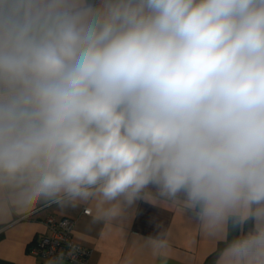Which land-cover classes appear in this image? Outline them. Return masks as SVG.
<instances>
[{
  "label": "clouds",
  "instance_id": "clouds-1",
  "mask_svg": "<svg viewBox=\"0 0 264 264\" xmlns=\"http://www.w3.org/2000/svg\"><path fill=\"white\" fill-rule=\"evenodd\" d=\"M138 201L264 264V0H0V207Z\"/></svg>",
  "mask_w": 264,
  "mask_h": 264
},
{
  "label": "crops",
  "instance_id": "crops-1",
  "mask_svg": "<svg viewBox=\"0 0 264 264\" xmlns=\"http://www.w3.org/2000/svg\"><path fill=\"white\" fill-rule=\"evenodd\" d=\"M83 208L91 213L84 215ZM22 216L26 218L19 220ZM48 216L74 220V241L92 250L87 264H213L214 243L201 240L193 241L195 248L186 246L191 230L178 208L146 201H138L124 217L114 221L122 232L94 220L92 208L84 205L51 204L25 213L0 207V264H43L28 247L46 231L43 220ZM166 229L173 239L168 253L151 254L137 239L156 236ZM61 264L72 263L62 260Z\"/></svg>",
  "mask_w": 264,
  "mask_h": 264
},
{
  "label": "built area",
  "instance_id": "built-area-1",
  "mask_svg": "<svg viewBox=\"0 0 264 264\" xmlns=\"http://www.w3.org/2000/svg\"><path fill=\"white\" fill-rule=\"evenodd\" d=\"M82 213L89 215V208H83ZM22 216L20 219H24ZM46 231L36 237L29 245V253L42 259L43 264H48L49 260L60 256L61 261H68L72 264H87L92 250L77 243L73 239V229L75 222L70 218L56 219L48 216L43 220ZM2 229L0 228V233Z\"/></svg>",
  "mask_w": 264,
  "mask_h": 264
}]
</instances>
